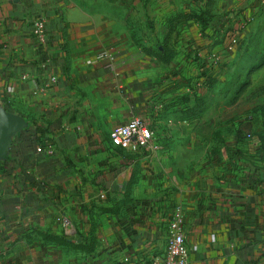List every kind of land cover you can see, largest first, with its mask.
I'll return each mask as SVG.
<instances>
[{"label": "crops", "instance_id": "1", "mask_svg": "<svg viewBox=\"0 0 264 264\" xmlns=\"http://www.w3.org/2000/svg\"><path fill=\"white\" fill-rule=\"evenodd\" d=\"M263 12L264 0H0V104L24 122L0 158V264L161 254L178 205L188 264H264V104L240 99L247 88L213 100L210 78L226 60L235 72L233 39ZM134 115L157 149L112 143Z\"/></svg>", "mask_w": 264, "mask_h": 264}, {"label": "rangeland", "instance_id": "2", "mask_svg": "<svg viewBox=\"0 0 264 264\" xmlns=\"http://www.w3.org/2000/svg\"><path fill=\"white\" fill-rule=\"evenodd\" d=\"M229 27V32H231L230 30L232 27ZM243 33H245L244 39L241 36L239 39L238 37L236 38L237 48L243 49L244 54L234 60V66L236 67L234 68L235 72L229 73L228 70L225 72L222 71L224 66H229L231 62L226 60L225 63H222L224 66H220L221 63L218 65V67H220L218 73L210 77L214 79L213 84H211V98L213 100L231 99L241 83L245 80L248 68L252 64L258 63L261 60V57L264 54V12L259 17L257 24L245 28ZM210 78L208 81L212 82V79ZM250 84L251 85L241 94L242 96L240 99L260 101L264 104V90H255L258 86L264 84V65L251 74ZM154 141H156L155 138ZM153 166L155 167L156 165L154 164ZM66 256L67 257L64 259L66 264H84V260L85 264H124V258L122 260L119 258L114 260V257L107 252L105 255H102L101 258L98 257V259L97 255L92 256V253L82 255L80 252L78 253L76 250L72 249L66 253ZM96 259H98V261Z\"/></svg>", "mask_w": 264, "mask_h": 264}, {"label": "built area", "instance_id": "3", "mask_svg": "<svg viewBox=\"0 0 264 264\" xmlns=\"http://www.w3.org/2000/svg\"><path fill=\"white\" fill-rule=\"evenodd\" d=\"M42 20H37L34 32L38 40L46 42ZM237 39L234 38L233 41ZM103 56V54H100ZM55 79V75L51 76ZM110 139L116 146L138 150L140 148L157 149L159 145L154 141V131L147 120L141 115H134L126 122L115 124L110 130ZM41 150V147H38ZM51 152V150H48ZM185 215L183 208L178 205L172 212L169 221V231L166 249L163 253L145 258L124 257V264H188L189 247L186 243L184 230Z\"/></svg>", "mask_w": 264, "mask_h": 264}, {"label": "water", "instance_id": "4", "mask_svg": "<svg viewBox=\"0 0 264 264\" xmlns=\"http://www.w3.org/2000/svg\"><path fill=\"white\" fill-rule=\"evenodd\" d=\"M24 125L23 117L0 104V158L9 151L14 134Z\"/></svg>", "mask_w": 264, "mask_h": 264}, {"label": "trees", "instance_id": "5", "mask_svg": "<svg viewBox=\"0 0 264 264\" xmlns=\"http://www.w3.org/2000/svg\"><path fill=\"white\" fill-rule=\"evenodd\" d=\"M263 65H264V54L262 55L261 60L258 63H254L248 68L246 78L241 83L240 87L238 88L237 95L243 92L247 88V86L250 84L252 72L261 68Z\"/></svg>", "mask_w": 264, "mask_h": 264}]
</instances>
